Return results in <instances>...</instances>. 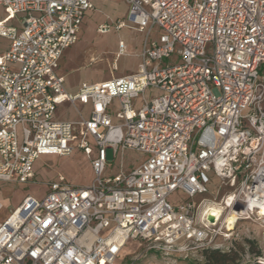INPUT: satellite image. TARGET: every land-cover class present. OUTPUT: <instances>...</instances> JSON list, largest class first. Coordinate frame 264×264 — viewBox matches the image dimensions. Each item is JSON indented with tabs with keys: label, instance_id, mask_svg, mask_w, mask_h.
Returning a JSON list of instances; mask_svg holds the SVG:
<instances>
[{
	"label": "built area",
	"instance_id": "obj_1",
	"mask_svg": "<svg viewBox=\"0 0 264 264\" xmlns=\"http://www.w3.org/2000/svg\"><path fill=\"white\" fill-rule=\"evenodd\" d=\"M123 1L127 23L115 30L144 34L136 71L70 93L59 61L90 0H0L9 41L0 55V182L28 183L40 157L75 150L93 175L75 186L58 174L41 200L25 196L0 223V264H115L129 242L170 256L228 239L239 221L264 224V0ZM16 18L19 27L6 25ZM124 49L119 42L117 55ZM149 89L158 96L147 100ZM63 105L75 120L56 118ZM107 151L143 160L106 175ZM214 181L227 191L211 202L219 211L210 223L194 199ZM178 191L189 201L171 204Z\"/></svg>",
	"mask_w": 264,
	"mask_h": 264
},
{
	"label": "rangeland",
	"instance_id": "obj_2",
	"mask_svg": "<svg viewBox=\"0 0 264 264\" xmlns=\"http://www.w3.org/2000/svg\"><path fill=\"white\" fill-rule=\"evenodd\" d=\"M93 10L86 12L76 43L64 51L60 61V72L64 76L67 87L75 88L82 83L96 84L113 78L124 77L136 71L139 54L144 41V34L122 28L115 30L117 20L127 23V6L123 0H90ZM3 15L0 8V17ZM101 25H107L109 31L104 34L97 32ZM157 37L155 29L151 39ZM122 42L125 49L123 54L117 55L118 44ZM167 64L168 60L162 61ZM264 74V64L258 71ZM158 96L157 91L148 90L146 99ZM264 105V104H263ZM66 109V105L58 107L59 113ZM69 118L76 119L73 114ZM76 144H74L75 146ZM68 157H40L36 161L38 172L32 181L25 184L0 182V223L17 207L22 199L30 197L41 200L48 191L47 180L53 174H62L71 184L86 186L93 178L88 160L82 152L75 150ZM143 157L132 151H125L112 159L107 151L106 175L118 172L122 164L125 172L137 166ZM225 187H219L217 181L209 186V193L194 199L198 206L197 213L211 202H219ZM189 201L182 192H175L169 198L171 204ZM227 226L232 224L228 219ZM146 243L129 242L123 249L115 264H205L206 252L218 250L227 256L226 264H264V224L250 221H239L233 225L228 239H219L215 244L203 249H189L186 252L165 256L153 249L147 250Z\"/></svg>",
	"mask_w": 264,
	"mask_h": 264
},
{
	"label": "crops",
	"instance_id": "obj_3",
	"mask_svg": "<svg viewBox=\"0 0 264 264\" xmlns=\"http://www.w3.org/2000/svg\"><path fill=\"white\" fill-rule=\"evenodd\" d=\"M1 8V10H2V13H3V15L0 17V23L1 22H3L4 21V19H5V17H6V15H5V12H4V10H3V8L2 7H0ZM117 21H120V20H117ZM116 21V22H117ZM7 26H14V27H19V19L18 18H16L15 20H12V21H9L7 24H6ZM131 30H133V29H131ZM137 32V31H136ZM8 46H9V41L7 40V39H5V38H1L0 37V55H2L7 49H8ZM63 54H64V52L62 53V56H61V58H60V61L62 60V57H63ZM139 61H138V64L140 63V54H139ZM60 61H59V64H60ZM138 64H137V66H138ZM60 66V65H59ZM137 69V68H136ZM58 74L60 75V76H62L63 78H64V76L61 74V72H60V67L58 68ZM127 76V75H126ZM64 84H65V81H64ZM78 87L79 86H76L75 88H70V87H67L66 85H65V88H66V90L68 91V92H70V93H73V92H75L77 89H78ZM115 104V103H114ZM61 107V106H60ZM79 109L84 113V114H88V112H89V106H87V107H82V106H79ZM70 113H73L75 116H76V113H75V111L71 108V107H69L68 105H66V109H64L62 112H60L59 113V110H58V108L56 109V112H55V116H56V118L58 119V120H75V119H72V118H69L70 116H69V114ZM80 151V150H79ZM74 152H76V151H74ZM74 152H73V154H74ZM81 152V151H80ZM83 154V153H82ZM84 156V155H83ZM45 157H57L58 158V156H45ZM86 158V157H85ZM87 160V159H86ZM88 163H89V161H88ZM89 166H90V164H89ZM34 177L36 176V175H38L37 174V172H38V168H37V166H36V162L34 163ZM90 171H91V167H90ZM58 174H60V173H55V174H53V177L52 178H50L49 180H47V183L49 184L50 182H52L55 178H56V176L58 175ZM91 175H92V171H91ZM67 180V179H66ZM67 182L69 183V184H71L68 180H67ZM91 182V181H90ZM71 185H73V184H71ZM76 186V185H75ZM26 196H28V195H26ZM19 205V204H18ZM17 205V206H18Z\"/></svg>",
	"mask_w": 264,
	"mask_h": 264
},
{
	"label": "trees",
	"instance_id": "obj_4",
	"mask_svg": "<svg viewBox=\"0 0 264 264\" xmlns=\"http://www.w3.org/2000/svg\"><path fill=\"white\" fill-rule=\"evenodd\" d=\"M206 253V263L205 264H226V260H227V256L225 255V253H221L218 250H214V251H210ZM255 264H260L255 263Z\"/></svg>",
	"mask_w": 264,
	"mask_h": 264
},
{
	"label": "bare ground",
	"instance_id": "obj_5",
	"mask_svg": "<svg viewBox=\"0 0 264 264\" xmlns=\"http://www.w3.org/2000/svg\"><path fill=\"white\" fill-rule=\"evenodd\" d=\"M219 211V206L213 203L207 204L203 209L202 212H205L208 214L209 217H212L213 219L217 216V212ZM228 219L232 221L233 223V214L231 213L226 217V223L228 222Z\"/></svg>",
	"mask_w": 264,
	"mask_h": 264
},
{
	"label": "water",
	"instance_id": "obj_6",
	"mask_svg": "<svg viewBox=\"0 0 264 264\" xmlns=\"http://www.w3.org/2000/svg\"><path fill=\"white\" fill-rule=\"evenodd\" d=\"M208 221H209L210 223H212V222L214 221V219H213L212 217H209V216H208Z\"/></svg>",
	"mask_w": 264,
	"mask_h": 264
}]
</instances>
